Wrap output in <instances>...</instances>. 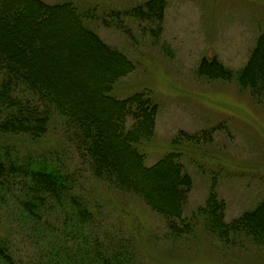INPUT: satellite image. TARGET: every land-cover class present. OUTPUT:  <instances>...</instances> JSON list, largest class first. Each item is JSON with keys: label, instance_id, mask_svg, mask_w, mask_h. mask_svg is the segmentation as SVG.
Returning <instances> with one entry per match:
<instances>
[{"label": "trees", "instance_id": "1", "mask_svg": "<svg viewBox=\"0 0 264 264\" xmlns=\"http://www.w3.org/2000/svg\"><path fill=\"white\" fill-rule=\"evenodd\" d=\"M165 6L166 0H147L124 14L158 23L149 30L155 36ZM95 17L94 9L70 1L0 0V216L7 226L0 229V264H141L134 240L107 226L58 159L4 142H38L54 120L90 175L139 197L163 217L169 239L192 233L201 221L223 244L242 236L264 246V198L226 221L225 202L212 188L205 205L183 216L191 176L175 152L145 164L139 145L153 135L158 106L148 91L112 94L135 65L86 24ZM197 73L234 78L264 106V28L240 69L203 57ZM16 234L33 247L29 257Z\"/></svg>", "mask_w": 264, "mask_h": 264}, {"label": "rangeland", "instance_id": "2", "mask_svg": "<svg viewBox=\"0 0 264 264\" xmlns=\"http://www.w3.org/2000/svg\"><path fill=\"white\" fill-rule=\"evenodd\" d=\"M44 1H70L80 9H94L95 20L86 24L134 63V69L115 83L112 94L124 97L148 91L156 102L153 135L139 148L146 165L169 152L180 154L192 179L183 216L190 217L205 205L212 188L217 199L225 202L226 221L264 198V106L234 78L208 79L197 73L203 57H215L233 71L245 64L264 28V0H166L160 32L155 36L149 30L158 23L124 14L147 0ZM111 10L119 13L117 18L108 16ZM103 16H108L109 26L103 25ZM3 139L27 151L47 150L58 159L105 217L107 226L118 227L134 240L141 264H264V246L242 236L234 244H223L201 221L192 233L169 239L163 217L139 197L90 175L63 140L59 120L50 123L38 142ZM1 216L0 229L4 230L5 215ZM15 237L29 257L33 247L26 241L23 244L18 234Z\"/></svg>", "mask_w": 264, "mask_h": 264}]
</instances>
